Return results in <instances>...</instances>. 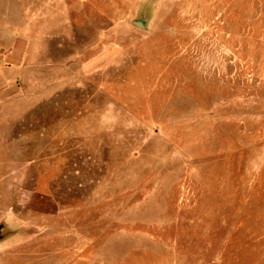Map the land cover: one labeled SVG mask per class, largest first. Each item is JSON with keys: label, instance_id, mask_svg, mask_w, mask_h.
<instances>
[{"label": "rangeland", "instance_id": "rangeland-1", "mask_svg": "<svg viewBox=\"0 0 264 264\" xmlns=\"http://www.w3.org/2000/svg\"><path fill=\"white\" fill-rule=\"evenodd\" d=\"M16 38L0 264H264V0H0Z\"/></svg>", "mask_w": 264, "mask_h": 264}, {"label": "crops", "instance_id": "crops-1", "mask_svg": "<svg viewBox=\"0 0 264 264\" xmlns=\"http://www.w3.org/2000/svg\"><path fill=\"white\" fill-rule=\"evenodd\" d=\"M15 43L0 50V99L14 95L19 87L16 78L17 71L22 63L25 53L24 38H16ZM119 49L116 45H108L101 52L83 64V68L92 73L107 66L117 55Z\"/></svg>", "mask_w": 264, "mask_h": 264}, {"label": "water", "instance_id": "water-1", "mask_svg": "<svg viewBox=\"0 0 264 264\" xmlns=\"http://www.w3.org/2000/svg\"><path fill=\"white\" fill-rule=\"evenodd\" d=\"M149 14L147 12H142L139 16L132 20V24L142 30H146L148 28ZM3 225H0V239H2L5 235L2 233Z\"/></svg>", "mask_w": 264, "mask_h": 264}]
</instances>
